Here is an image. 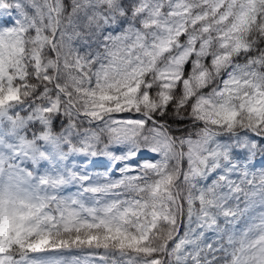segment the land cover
<instances>
[{
    "label": "snow or ice",
    "instance_id": "6c2138e0",
    "mask_svg": "<svg viewBox=\"0 0 264 264\" xmlns=\"http://www.w3.org/2000/svg\"><path fill=\"white\" fill-rule=\"evenodd\" d=\"M0 264H264V0H0Z\"/></svg>",
    "mask_w": 264,
    "mask_h": 264
}]
</instances>
